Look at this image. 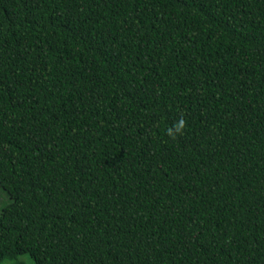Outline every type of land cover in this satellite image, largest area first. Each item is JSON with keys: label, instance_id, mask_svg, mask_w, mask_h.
Here are the masks:
<instances>
[{"label": "trees", "instance_id": "trees-1", "mask_svg": "<svg viewBox=\"0 0 264 264\" xmlns=\"http://www.w3.org/2000/svg\"><path fill=\"white\" fill-rule=\"evenodd\" d=\"M0 190V264H264V0H0Z\"/></svg>", "mask_w": 264, "mask_h": 264}, {"label": "clouds", "instance_id": "clouds-1", "mask_svg": "<svg viewBox=\"0 0 264 264\" xmlns=\"http://www.w3.org/2000/svg\"><path fill=\"white\" fill-rule=\"evenodd\" d=\"M186 127V121L181 118L176 124L168 129V135L175 138L176 134H183Z\"/></svg>", "mask_w": 264, "mask_h": 264}, {"label": "rangeland", "instance_id": "rangeland-1", "mask_svg": "<svg viewBox=\"0 0 264 264\" xmlns=\"http://www.w3.org/2000/svg\"><path fill=\"white\" fill-rule=\"evenodd\" d=\"M10 203V199L8 195L3 191L0 190V208L5 207ZM22 261H26L27 264H34L33 261L29 258V256L22 257ZM11 262H7L6 264H10Z\"/></svg>", "mask_w": 264, "mask_h": 264}]
</instances>
